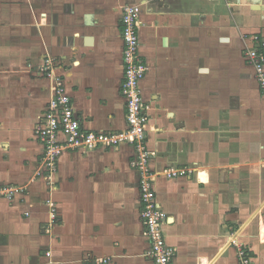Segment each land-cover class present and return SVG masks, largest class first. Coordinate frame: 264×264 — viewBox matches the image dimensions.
<instances>
[{"label": "crops", "instance_id": "0c3cea01", "mask_svg": "<svg viewBox=\"0 0 264 264\" xmlns=\"http://www.w3.org/2000/svg\"><path fill=\"white\" fill-rule=\"evenodd\" d=\"M134 5L151 167L185 172L154 181L172 264H238L231 240L264 264V96L244 56L264 0H0V264H154L134 147L66 149L50 175L34 133L48 56L84 129L127 127L121 20Z\"/></svg>", "mask_w": 264, "mask_h": 264}, {"label": "built area", "instance_id": "2783aa9c", "mask_svg": "<svg viewBox=\"0 0 264 264\" xmlns=\"http://www.w3.org/2000/svg\"><path fill=\"white\" fill-rule=\"evenodd\" d=\"M139 14V6H126L121 20L124 41V79L121 93L125 99L127 127L121 131L108 133L84 129L76 115L63 74L58 73L57 64L48 56L38 66V71L51 81L50 98L44 113L35 125L34 133L43 146V166L50 175L56 170L66 149L89 152L98 147L131 144L136 153L133 163L141 174V218L144 234L150 241L147 256L154 264H172L176 249L169 245L165 238L163 225L168 221V215L157 202L154 181L159 174L173 179L185 172L178 168L166 167L160 173H156L151 167L155 152L148 147L146 141L149 116L141 90V83L149 68L140 54ZM249 39L251 44L246 47L244 56L247 63L252 66L254 77L264 96V34L254 33ZM20 189L8 187L4 193L9 199H13L14 194ZM49 208V221L44 226V231L48 234L58 222L57 208L53 201H49ZM230 243L237 249L238 264H252V256L243 243L236 240H231ZM46 255L51 256V252H46ZM99 260L105 261L103 258Z\"/></svg>", "mask_w": 264, "mask_h": 264}]
</instances>
